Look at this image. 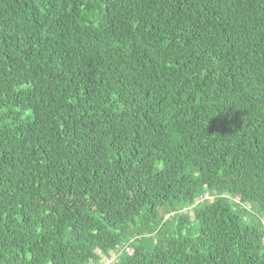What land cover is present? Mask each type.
Here are the masks:
<instances>
[{"label":"trees","instance_id":"1","mask_svg":"<svg viewBox=\"0 0 264 264\" xmlns=\"http://www.w3.org/2000/svg\"><path fill=\"white\" fill-rule=\"evenodd\" d=\"M112 254L264 264V0H0V264Z\"/></svg>","mask_w":264,"mask_h":264},{"label":"built area","instance_id":"2","mask_svg":"<svg viewBox=\"0 0 264 264\" xmlns=\"http://www.w3.org/2000/svg\"><path fill=\"white\" fill-rule=\"evenodd\" d=\"M112 255H113V254H112ZM113 259H114V255L111 256L110 258L107 257V258L104 260L103 264H110V263L113 262Z\"/></svg>","mask_w":264,"mask_h":264},{"label":"rangeland","instance_id":"3","mask_svg":"<svg viewBox=\"0 0 264 264\" xmlns=\"http://www.w3.org/2000/svg\"><path fill=\"white\" fill-rule=\"evenodd\" d=\"M196 201H197V200H196ZM201 202H202V201H201ZM122 250H126V249L122 248ZM128 251L131 252V250H129V249H128Z\"/></svg>","mask_w":264,"mask_h":264}]
</instances>
